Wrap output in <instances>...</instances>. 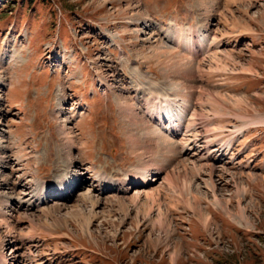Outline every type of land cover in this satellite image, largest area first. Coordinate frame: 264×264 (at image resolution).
<instances>
[{
    "label": "rangeland",
    "instance_id": "obj_1",
    "mask_svg": "<svg viewBox=\"0 0 264 264\" xmlns=\"http://www.w3.org/2000/svg\"><path fill=\"white\" fill-rule=\"evenodd\" d=\"M176 29L195 36L193 55L174 45ZM156 45L191 61L192 109L169 153L138 158L151 145L133 147L118 99L146 120L143 91L179 101ZM0 159V195L16 198L0 254L19 264H264V0H0ZM145 165L148 186L101 191L97 175L124 180ZM212 172L216 192L204 182ZM66 177L69 199L58 192ZM38 182L55 187L42 207H60L55 217L21 200ZM82 194L100 202L91 236L69 216H90Z\"/></svg>",
    "mask_w": 264,
    "mask_h": 264
},
{
    "label": "bare ground",
    "instance_id": "obj_2",
    "mask_svg": "<svg viewBox=\"0 0 264 264\" xmlns=\"http://www.w3.org/2000/svg\"><path fill=\"white\" fill-rule=\"evenodd\" d=\"M136 9V8H135ZM179 33V36L173 37V43L174 45L179 48V50L183 52H187L190 55H193L194 52V43L192 40H194V35L191 34V32L184 33L183 30H175ZM186 42V43H184ZM140 55V54H139ZM182 55V54H181ZM180 54H178L176 51L171 49L170 47H166L165 45L160 46L156 45L152 49V58L156 59L160 64L163 65V69L165 70L164 75L167 78L168 82L174 87V93L173 96L179 99L178 102L165 98V95H162V93H156V90L149 91L145 90L141 94V98L147 113L148 120H146L143 115L139 114L137 111L138 104L135 105L128 99H118V104L122 111L124 112V115L127 116L128 122L131 127V131L129 134V139L133 145L134 148L137 149V146L140 145L139 138H143V146L146 147L148 145H151V149L149 152L144 150L143 154L140 155L138 158H142V156L146 154L152 153V150L154 148H161L163 149L164 153H169L174 148V143L172 142L173 138L178 137L181 135V133H185V135L188 133L185 131V124L186 120L183 118L185 114L189 115L188 108L192 109V106H189V99L186 98V85L183 83V75L189 71L187 66L191 65V61H185L186 58L182 57ZM147 57V56H146ZM150 57V56H149ZM140 58V57H139ZM149 90H152V88H149ZM138 92V89L137 91ZM154 101H157L156 103ZM137 102H140V97H137ZM140 104V103H139ZM156 121L159 122V125H157L155 128L151 125V123H155ZM157 123V122H156ZM166 125V127H165ZM65 126V125H64ZM140 129L141 135H139V132L137 131ZM62 134V142L64 145H66V148H71V146L74 144V140H72V133L66 128L63 127L61 129ZM189 143H186L184 146L187 149L189 147ZM182 146V148H184ZM186 149H182L184 152ZM138 150V149H137ZM136 151V150H135ZM70 157V156H69ZM70 160L72 158H69ZM4 160L0 159V164L3 166ZM147 164V163H146ZM181 164H184L186 166L185 162H182ZM156 165V164H155ZM183 166V165H182ZM148 165L140 167L138 172H135L133 174H127V178L124 180L119 181H113L112 179L104 176V175H97L98 182H100V185L102 186L101 191L102 192H108L111 190L116 191H122L126 192L128 190V186L130 184L136 183L138 186H148L151 181H155V179L151 178V169L148 168ZM188 167H185V171H187ZM195 169V168H194ZM151 170V171H150ZM197 170V168H196ZM156 172L159 173V171L156 169ZM198 172H200L198 170ZM177 174V177L181 178V172H173L172 176L175 177ZM203 174V173H202ZM209 174V173H208ZM156 174H153L155 176ZM214 172H212L206 182V185L208 188L211 189V191L216 192V183L213 180L214 178ZM68 176V175H67ZM77 178L78 175H72ZM200 176V173H199ZM225 180V179H223ZM188 180L184 178V181L182 183L183 188L185 190L190 188ZM73 184L75 187V183L71 182V179L69 180L68 177L63 178L60 182V188L58 192H61V195L65 198L67 192L68 195L66 198L69 199V191L73 188ZM1 185V183H0ZM5 185H8L6 182ZM205 185V186H206ZM54 186H49L45 184L44 182H38L36 184L35 190L30 194L26 195L27 198H22L21 200H26V202L29 204L30 208L32 210H39L42 211L44 214L48 216H54L53 214L56 210H60V207H52L51 210L49 208H44V205L47 203V199L54 191ZM207 188V189H208ZM183 189V190H184ZM53 190V191H51ZM51 192V193H50ZM113 192V191H112ZM49 193V194H48ZM14 194V193H12ZM22 193H18V197L21 196ZM15 195V194H14ZM217 198V196L215 195ZM20 198V197H19ZM82 200L84 202L89 201L91 202V211L90 216L84 215L83 210H78L77 212H69V216L77 217L82 219V235H89L91 236V231L89 229L91 225L92 218L94 217L96 213V209L99 201H93L92 196L90 194H82ZM146 198L148 200H154L155 194L153 191H149L146 193ZM14 198L6 197L4 195H0V230L2 228L6 229L7 233L10 234L15 230V226L12 225L9 220H12V217L7 214L6 210L9 209V206L11 202L14 200ZM18 199V198H17ZM135 200L140 199V195L134 197ZM218 200V199H217ZM188 202V201H187ZM27 204V206H28ZM123 204V203H122ZM79 206V205H78ZM29 208V209H30ZM51 208V207H50ZM28 225L31 230L39 229V222L33 217L29 216L28 218ZM59 220V218H58ZM205 225H207V228L210 226V221L208 218L204 219ZM166 219L163 216H160V218L157 220L158 225L161 228L166 227L165 223ZM46 223V222H45ZM47 224V223H46ZM42 228V226H41ZM210 229V228H209ZM84 238V237H83ZM1 239V238H0ZM180 252V247H176V251L173 255V258L176 260L178 258V254ZM13 257L11 259H8V257L5 254H0V264H19L17 256H14V253L12 254Z\"/></svg>",
    "mask_w": 264,
    "mask_h": 264
}]
</instances>
